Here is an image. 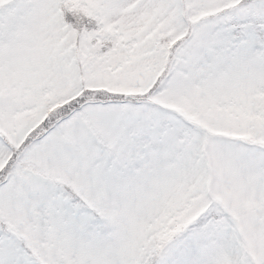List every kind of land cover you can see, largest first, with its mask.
Here are the masks:
<instances>
[{"label":"snow or ice","instance_id":"snow-or-ice-1","mask_svg":"<svg viewBox=\"0 0 264 264\" xmlns=\"http://www.w3.org/2000/svg\"><path fill=\"white\" fill-rule=\"evenodd\" d=\"M0 264H264V0H0Z\"/></svg>","mask_w":264,"mask_h":264}]
</instances>
